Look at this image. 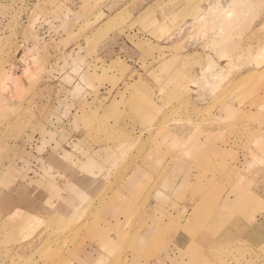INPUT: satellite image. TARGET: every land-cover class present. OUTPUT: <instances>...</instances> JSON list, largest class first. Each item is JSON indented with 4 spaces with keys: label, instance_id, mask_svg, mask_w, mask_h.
I'll return each instance as SVG.
<instances>
[{
    "label": "rangeland",
    "instance_id": "1",
    "mask_svg": "<svg viewBox=\"0 0 264 264\" xmlns=\"http://www.w3.org/2000/svg\"><path fill=\"white\" fill-rule=\"evenodd\" d=\"M262 167L264 0H0V264H264Z\"/></svg>",
    "mask_w": 264,
    "mask_h": 264
},
{
    "label": "crops",
    "instance_id": "2",
    "mask_svg": "<svg viewBox=\"0 0 264 264\" xmlns=\"http://www.w3.org/2000/svg\"><path fill=\"white\" fill-rule=\"evenodd\" d=\"M227 149L228 148H225V150H227ZM234 151H237V148L235 150L232 149V152H234ZM238 165H239V163L235 162L233 165L231 164L230 166L238 167ZM237 169H239V168H237ZM261 170H264V168L262 167ZM251 174L252 173H248V172L244 173V171H241L238 176L236 174L235 181L241 182L238 184L236 182L234 184L236 187L235 188L236 195L234 196V199H232V197H230L227 200H223L222 202H220L221 204L223 203V206L220 204L221 206L218 208V212H217V219H218L219 227L215 226V227H211L210 229L208 228L209 230H207V234H209L212 229L220 228L221 225L223 224V222H225L226 220H229L230 218H236L237 217V214H235V212H236L235 209L237 208V206L235 205V207H233V202L235 201V203H237L236 199H239V202L242 203L246 198L248 199L247 193L249 194V192H251V196H249L251 198L250 202L252 204H255L254 200H257L256 197L264 196V189H262L261 191L260 190H257V191L253 190V188H255L256 186L253 185L250 181H252V178H254L253 175L255 173H253L252 176H251ZM248 188H249V190H246ZM10 192H11L9 194L10 199H15V198L19 199V196L22 195V192L21 191L19 192V190L17 191V190L11 189ZM70 199H71V197L67 196L66 192H64L62 195H60L59 203L62 204L66 208H72L73 206L69 202ZM262 208L263 209H261V212L258 216L259 225H264V205ZM232 211H233V214H230ZM237 230L240 234L242 233V230L240 228L239 229L228 228L226 230V228L221 227L218 230V234L219 235H225V236L226 235L236 236V234L238 233ZM145 233L146 232L144 231V234ZM168 234L171 237L170 242L164 243L161 246V248L159 249V251H160L159 256H161V258L162 257H169V260H166V261L161 260V261H159L160 264H195L194 261L197 258H199L198 257L199 254L196 251L197 250L206 251L205 250L206 245H202V246L195 245L193 243V241L195 239L192 241V243H193L192 244L191 239H190V235L187 233H184L183 231L171 230L169 233L166 234V236ZM179 234L182 236L184 243L178 244ZM179 245L181 247H179ZM209 246L210 245H208V248H209ZM109 249H111V246H109ZM209 250H210V248H209ZM107 251H108V244H106V251L105 252H107ZM94 254L95 253L92 254V256L94 258V260L92 261L93 263H89V264H99L98 261L102 259L103 251H101L96 257L94 256ZM83 259H84L83 260V262H84L85 258H83ZM155 263L158 264L157 259L155 260Z\"/></svg>",
    "mask_w": 264,
    "mask_h": 264
}]
</instances>
